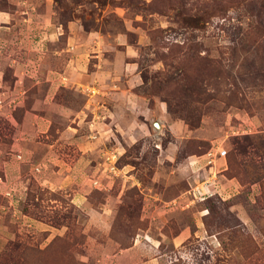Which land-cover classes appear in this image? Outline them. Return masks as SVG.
Here are the masks:
<instances>
[{
	"label": "rangeland",
	"instance_id": "1",
	"mask_svg": "<svg viewBox=\"0 0 264 264\" xmlns=\"http://www.w3.org/2000/svg\"><path fill=\"white\" fill-rule=\"evenodd\" d=\"M0 77V264H264V0H0Z\"/></svg>",
	"mask_w": 264,
	"mask_h": 264
},
{
	"label": "crops",
	"instance_id": "2",
	"mask_svg": "<svg viewBox=\"0 0 264 264\" xmlns=\"http://www.w3.org/2000/svg\"><path fill=\"white\" fill-rule=\"evenodd\" d=\"M26 26L25 22H22V28ZM23 33V31H22ZM24 34V33H23ZM52 35V34H51ZM37 43V42H36ZM25 45V39L23 41V35H22V49ZM35 48H38V43L36 44ZM67 50H69L67 48ZM60 51H63V49H60ZM24 50H22V57L20 55L16 56H11V59L13 61L15 70H13V84H12V90L8 89L11 91L12 95H15L17 91H22V100L19 99V102L22 101V105L25 102V94L27 93L28 87L25 84H21V81L24 79H27V76L30 78L29 80H33L32 83L35 86H38L39 84H44L45 90H44V96H43V102L44 103H52L54 101V97L56 95V92L59 90L61 87H65L66 83L63 80V77L66 76L68 77L69 72L71 70V61L74 58V55H68L67 61H65V64L62 66L56 67V66H48L44 64V59L41 57V55L38 57V59L35 58H30L28 56L23 57L24 55ZM57 52V51H56ZM43 58V59H42ZM34 62L35 68H28L31 66L30 63L27 62ZM29 69V70H28ZM24 81V80H23ZM32 85V86H33ZM6 83L2 77H0V88L4 89L6 88ZM40 87V85H39ZM6 90V89H5ZM5 90H1L2 93H6ZM7 90V91H8ZM34 107V105H33ZM27 111V110H25ZM30 114H26L23 116H29ZM29 120H31V123L35 126H45V121L48 119L42 115H38L36 113L33 114V116H29ZM37 126V127H38ZM23 138V137H22ZM53 144H50V147H52ZM27 152L29 150H26ZM173 241L175 242L180 238V236H174Z\"/></svg>",
	"mask_w": 264,
	"mask_h": 264
},
{
	"label": "built area",
	"instance_id": "3",
	"mask_svg": "<svg viewBox=\"0 0 264 264\" xmlns=\"http://www.w3.org/2000/svg\"><path fill=\"white\" fill-rule=\"evenodd\" d=\"M219 154H220L221 156H225V154H226V150H223V149L220 150V151H219Z\"/></svg>",
	"mask_w": 264,
	"mask_h": 264
},
{
	"label": "trees",
	"instance_id": "4",
	"mask_svg": "<svg viewBox=\"0 0 264 264\" xmlns=\"http://www.w3.org/2000/svg\"><path fill=\"white\" fill-rule=\"evenodd\" d=\"M229 160H230L231 162H235V161H234V156H232V157L229 156Z\"/></svg>",
	"mask_w": 264,
	"mask_h": 264
},
{
	"label": "water",
	"instance_id": "5",
	"mask_svg": "<svg viewBox=\"0 0 264 264\" xmlns=\"http://www.w3.org/2000/svg\"><path fill=\"white\" fill-rule=\"evenodd\" d=\"M154 125H155L156 127H159V124H158L157 122H155Z\"/></svg>",
	"mask_w": 264,
	"mask_h": 264
}]
</instances>
